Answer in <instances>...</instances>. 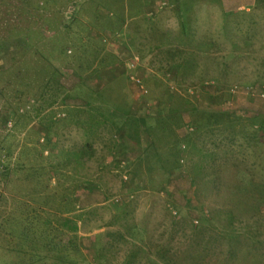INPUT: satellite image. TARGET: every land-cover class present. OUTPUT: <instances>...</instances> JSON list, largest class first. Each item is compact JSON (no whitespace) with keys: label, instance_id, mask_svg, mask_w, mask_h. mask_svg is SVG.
<instances>
[{"label":"rangeland","instance_id":"rangeland-1","mask_svg":"<svg viewBox=\"0 0 264 264\" xmlns=\"http://www.w3.org/2000/svg\"><path fill=\"white\" fill-rule=\"evenodd\" d=\"M131 3L0 0V217L36 215L15 167L37 161L52 187H98L73 196L75 226L22 224L71 244L76 263L264 264V0ZM114 43V60L96 51ZM102 83L121 107L100 104ZM116 112L145 133L119 157L94 130L118 129Z\"/></svg>","mask_w":264,"mask_h":264},{"label":"trees","instance_id":"trees-1","mask_svg":"<svg viewBox=\"0 0 264 264\" xmlns=\"http://www.w3.org/2000/svg\"><path fill=\"white\" fill-rule=\"evenodd\" d=\"M174 143L177 145L175 141ZM165 144L166 142L162 143L163 146ZM166 148L167 150L170 149V145L168 143L166 144ZM24 150L26 151L27 148ZM88 150H90V148L85 145L78 147L72 153L73 157L75 158V162H80L82 159L87 160V158H90L87 154L90 153ZM142 153L146 159H151V153L149 151L144 149ZM140 155H138L139 157L137 158L139 159L138 162L143 161L141 160L142 157H140ZM158 155L160 156L159 153ZM35 156L38 158L42 157L37 153ZM28 161L29 162L27 164L21 162L17 163L15 171L24 172V177L31 187L32 195H34L33 198L37 199V202L34 201L37 203L35 207L36 209L34 210L36 215H32V217L26 219L27 217L25 216L27 214L22 216L19 215L20 207H12L5 217H0V224L7 225L10 228L8 232L5 231L3 235H0V240L3 242V244L0 245V250L4 251L8 255H12V257L15 255L14 261L10 264H17L16 261L19 262V258H21L22 261L24 260L20 264H82L84 261L86 262L85 256L82 252H80V254H82L84 258L80 259L79 263H76L75 258L70 259L69 256L73 255L72 253H68V250L72 247L71 244H67L68 247H64V241L61 240H58V245H56L54 242L51 244L52 237L47 236L50 232L49 229H43L39 231L38 229L34 228L31 231L33 232L31 233L32 237L28 236L29 233H27V229L29 226H36L40 224V222L43 226H50L51 217H56L60 220L64 218L63 221H59V224L62 223V225L65 226L67 223V228L75 226L76 220L74 221L69 218L67 219V215L76 207L74 202L75 197L73 196L76 195L77 192L80 193L85 191L88 192L87 194H93L94 187L96 186L85 185L82 187V185H78L75 187V190H69L68 187L64 186L62 182H57V186L55 185L52 187L50 185V179L47 176V167L44 169L37 161ZM59 167L66 166L64 165ZM7 171H12V169L7 168ZM97 188L98 187H96V190ZM32 195L28 196H31L32 198ZM39 205H42L43 208L40 209L41 207H39ZM37 211L39 213H37ZM77 218L80 219V216L78 215ZM26 220L29 226L27 228H23L22 224ZM212 221L213 219L209 220V222ZM29 229H31V227H29ZM221 234H223L222 236L225 235L223 232H221ZM230 240L233 242L238 241L239 236L231 234ZM89 242H91L90 248L93 250V248L96 247V244L94 240H90ZM96 242L98 243L99 239ZM26 245L28 246L26 247ZM30 245L34 247L27 249ZM75 252L78 253V248H76ZM101 257L102 246L99 248L96 247V258L100 259ZM48 261L50 263H47ZM0 264L3 263L0 262Z\"/></svg>","mask_w":264,"mask_h":264},{"label":"crops","instance_id":"crops-1","mask_svg":"<svg viewBox=\"0 0 264 264\" xmlns=\"http://www.w3.org/2000/svg\"><path fill=\"white\" fill-rule=\"evenodd\" d=\"M132 1L133 0H131V1L130 0H123V5H127V9H126L127 13H128V9L130 7H132L131 6V4H132L131 2ZM250 1L254 2V0H250ZM132 31H134V29H132ZM134 32H136V31H134ZM118 46H119V44H116V43L109 44L108 46L104 45V48L100 47L99 49H96V51L100 55L104 54V58H106V56H107V58L109 60H114V57H115L114 54H119L120 53V48H118ZM112 65L114 66V64H112ZM105 69L106 68L100 69V71H102V72L104 71L105 72ZM111 70H112V68L110 69V71H106V72L108 74H110ZM114 72H115V70H114ZM99 76H100V74H97L98 78H99ZM118 77L120 78L121 76H118ZM95 86H96L95 89H97V94L99 95V98H102L100 100V104H103V107H106V105L109 106V108L115 107L116 109L121 107V103L119 101L118 96L114 95V93H117V92L113 93L112 88L107 89L108 90V94H106V97H105L103 95V90H105V85L102 83L100 86H99V84H95ZM123 92L126 94V90H123ZM104 101L107 102V103L104 104ZM124 102L127 103L126 101H124ZM130 109L132 110L131 107H130ZM114 114L115 115L113 116V119H114V122L119 124L118 129L114 125H110L106 129H101V128H99V122H97L95 124V127L94 126L93 127H94V130L96 132V135H98V136H101L105 132H108V136L111 137L113 139V141L115 142L112 154L114 153L113 155H117L119 157V156L123 155L124 152L128 153L129 150H131L130 146L125 148L123 145H121L120 141H122V140L126 141V139H132L131 143L136 144L138 141L140 143H142L143 142L142 141V136H144L145 133H144V131L142 129H139L137 126H135L134 121L131 122V123L130 122L128 123L129 119L126 118V117H128V115H126V114L125 115H120L119 112H116ZM133 117H135V116H133ZM125 122H126V125H125Z\"/></svg>","mask_w":264,"mask_h":264},{"label":"built area","instance_id":"built-area-1","mask_svg":"<svg viewBox=\"0 0 264 264\" xmlns=\"http://www.w3.org/2000/svg\"><path fill=\"white\" fill-rule=\"evenodd\" d=\"M134 78H137V77H134ZM131 79H132L135 83L139 84V80H138V78H137V79H133V77H131ZM261 96H263V95H261Z\"/></svg>","mask_w":264,"mask_h":264}]
</instances>
